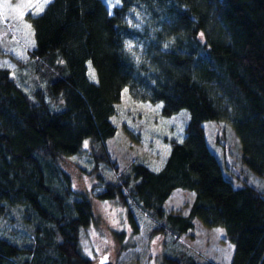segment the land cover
Listing matches in <instances>:
<instances>
[{"label":"trees","instance_id":"16d2710c","mask_svg":"<svg viewBox=\"0 0 264 264\" xmlns=\"http://www.w3.org/2000/svg\"><path fill=\"white\" fill-rule=\"evenodd\" d=\"M30 21L31 69L44 87L29 93L0 66V264H94L80 248L91 199L61 166L86 143L95 196L119 200L134 234L135 209L150 216L151 237L177 240L200 219L224 227L231 264H264V187L248 177L264 181V0H50ZM125 88L137 102L161 103L164 116L189 111L159 171L139 160L121 171L111 159ZM207 121L233 127L244 176L212 151ZM99 164L117 178L97 175ZM178 188L194 192L187 215L165 208ZM161 264L218 263L182 252Z\"/></svg>","mask_w":264,"mask_h":264},{"label":"rangeland","instance_id":"374dc122","mask_svg":"<svg viewBox=\"0 0 264 264\" xmlns=\"http://www.w3.org/2000/svg\"><path fill=\"white\" fill-rule=\"evenodd\" d=\"M49 2L0 0V66L8 68L18 85L29 93L36 87H44L39 82V76L31 69L33 59L30 52L35 46V37L30 18L41 13ZM5 3L10 6L6 15L3 8ZM20 4L31 5L23 9L25 14L22 18L11 11ZM40 4H44V7L37 13L35 9ZM130 46L133 47V44L130 43ZM87 65L89 79L97 82L95 67L91 62ZM116 107L113 122L117 126V134L107 142L111 159L121 171L128 168L133 160L144 161L151 169L161 170L171 147V139H184L189 111L183 109L171 116H164L161 103L137 102L130 97L127 88ZM204 127L212 151L221 161L225 160L236 174L244 176L247 170L240 152L241 143L233 127L222 121H207ZM91 153L89 143H86L80 155L64 158L61 166L71 179L72 189L91 199L94 220L81 231L80 248L94 264H99L101 258H107L110 264H161L163 254L179 256L182 252L195 255L199 261L214 260L218 264H231L234 245L227 240L224 227L206 226L200 219L195 220L193 230L177 240L161 234L151 237L153 223L150 216L133 208L139 220V232L134 234L129 224L128 209L119 200L101 201L95 196L101 187L97 186L94 171L97 165ZM224 171L227 172L226 166ZM99 172L108 180L117 178L113 170L103 164H99L97 175ZM236 176L233 182L239 187L241 182ZM248 177L250 183L264 187V181L256 175L250 174ZM194 196V192L178 188L167 200L165 208L168 212L187 215Z\"/></svg>","mask_w":264,"mask_h":264},{"label":"snow or ice","instance_id":"6c2138e0","mask_svg":"<svg viewBox=\"0 0 264 264\" xmlns=\"http://www.w3.org/2000/svg\"><path fill=\"white\" fill-rule=\"evenodd\" d=\"M47 2H48V0H44V3H45V4H46ZM9 7H10V6H9L7 3H5V4L3 5V8H4V10H5L4 15L7 14V11H8V9H9ZM30 7H31L30 4H20V5L16 6V7L12 8L11 11H12L13 13H16L18 17H21V18H22V17L24 16V14H25L24 11H23V9H27V8H30ZM43 7H44V4L37 5L35 11H36L37 13H39L40 11L43 10Z\"/></svg>","mask_w":264,"mask_h":264},{"label":"water","instance_id":"95a60500","mask_svg":"<svg viewBox=\"0 0 264 264\" xmlns=\"http://www.w3.org/2000/svg\"><path fill=\"white\" fill-rule=\"evenodd\" d=\"M99 264H110L109 260L107 258H101L99 259Z\"/></svg>","mask_w":264,"mask_h":264}]
</instances>
